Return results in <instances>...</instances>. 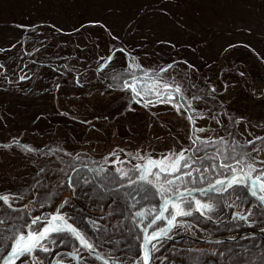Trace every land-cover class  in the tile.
<instances>
[{"label": "rangeland", "instance_id": "374dc122", "mask_svg": "<svg viewBox=\"0 0 264 264\" xmlns=\"http://www.w3.org/2000/svg\"><path fill=\"white\" fill-rule=\"evenodd\" d=\"M26 29L31 35L43 36L47 32L59 30V43L68 45L61 48L60 56L63 59L77 57V62H71L67 64V69H62L67 76L60 77V73L54 72L53 76H56L60 87L58 94L53 87L46 88L51 92H42V81L37 87L29 84L23 90L7 91L4 88L6 85L10 86L9 73H5L7 77L0 76V193L6 194L8 190H12L10 194L22 199L30 196L35 205L38 202L47 209L53 200H47V194L44 193L46 185L48 186L45 182L48 170L44 175L42 164H31L43 162L42 156L45 157L44 162L68 160L69 156L57 153L59 148L43 150L44 133L47 131L48 139H52L55 147L65 145L67 149L76 146L72 143L73 137L77 138V142L87 140L83 138L82 132L92 134L94 139L90 141H98L102 137L101 132L74 118L92 117L93 113L87 105L95 107V113H101L102 120H105L106 115L111 120L114 114H120L115 120L105 124L110 125L107 128L109 132H117L118 139H106L110 145L112 143V149L117 150L111 157L108 156L113 159L111 164L115 168L118 167L116 163L126 160L130 153L136 152L134 150L144 152L143 149L150 148L156 136L166 138L168 136L164 133L167 134L168 131H175L172 134H176V128L181 127L183 122L176 118L179 115L172 104L161 100L142 108L132 106L128 109L120 106L112 111L101 110L111 109L109 106L121 95L114 90L126 89L122 85L124 79L140 71L161 74L155 80L151 79V82L159 79L157 86H143L145 89L160 90L163 84H179L183 98L191 102L195 112L208 115L207 118L197 119L194 124L196 129H204L201 135L206 136V140L212 141V144L206 143L202 147L206 151L202 157H214L218 153L228 156L234 149L236 158L238 153L243 152L241 157L245 160L250 156V160L256 157L255 159L264 161V98H260L264 96V0H0V53L11 49L7 54L13 55L16 61L12 68L14 80L19 75L37 78L40 71L52 70L47 66L40 68L36 63L30 65V60L25 58L26 54L23 57V52L15 45L18 42L13 44L14 40L25 34ZM62 34L70 36L62 38ZM204 42L206 46L203 45ZM115 47H122L126 52H131V55H141L142 57L135 58L140 71H130L125 65L128 58L123 54L113 65V73L109 78L108 74L104 81L102 74L97 77L93 67L99 66L102 59ZM51 56L50 48H44L42 58L52 59ZM117 56L116 51L114 57ZM23 58L25 62L21 60ZM84 62L90 63V68L86 71L87 77L91 78L90 84L78 87L74 83L72 72L86 68ZM240 73H244V76L239 75ZM30 78L23 83H27ZM110 85L113 89L109 88ZM213 88L215 92L212 91ZM75 95H83L84 101L75 100ZM193 96L201 98L193 101ZM185 106L187 107L186 104ZM62 114L65 118L61 119ZM152 116L155 118L152 119ZM240 117H243L242 122H233ZM96 126L103 127V124L99 122ZM170 146L177 147L178 144L176 142V145ZM160 147L161 144L158 149ZM93 151L97 157H107L108 150L102 151L99 145ZM169 155L165 150V156ZM260 166L264 168V163H260ZM246 171L244 168V179L250 185L251 176ZM86 173L87 171H83L85 177L82 180L84 178L88 183ZM260 173L259 170L255 171L256 176ZM39 177L40 180L37 181ZM47 179L50 181V188L54 189L56 180ZM21 181L26 184L17 186ZM96 186L106 196L119 189V183L102 187L96 182L89 189L93 190ZM33 188L35 193L31 192ZM207 188L205 186L202 189ZM246 188L251 189L249 186ZM196 193L202 195L194 192ZM48 195L58 196L57 201L52 204H57L61 198L54 191ZM106 198L103 195V199ZM81 210L85 214L84 208ZM259 227L264 230V226ZM209 235L212 234L200 233L195 238L206 241L207 239H203ZM226 236L232 234L219 237L225 238L223 242H227L229 239ZM254 240L258 247L259 238ZM209 244L207 247L195 244L198 250L191 251L187 260L198 259L201 262L188 264H204L209 258L208 246L218 259L229 258L223 257L224 245L218 240ZM247 245L253 246V243ZM79 246L82 247L80 244ZM248 246L241 248L239 245L235 248L241 255L238 264H264V242H260L257 250ZM208 264L237 263L211 261Z\"/></svg>", "mask_w": 264, "mask_h": 264}, {"label": "flooded vegetation", "instance_id": "af4514ba", "mask_svg": "<svg viewBox=\"0 0 264 264\" xmlns=\"http://www.w3.org/2000/svg\"><path fill=\"white\" fill-rule=\"evenodd\" d=\"M116 51L117 50L110 52L105 57L107 58L111 55V60H106L101 62L99 66L93 67L97 72V77L102 74L103 76L101 78H104V81L108 74L109 78L113 73L112 67L115 62H117L119 57L126 52L125 50L117 51L118 56L115 58L114 54ZM50 54L53 55L51 56L52 63L49 64L42 62L43 55H38V61L36 62L33 60L32 63H36L40 66V68L47 66L50 69L55 70L56 73H60V77H63L67 76V73H63L62 69L64 67L67 69V64H70L71 62H77V57L72 56L73 59L68 57L63 59L62 56H60V53L50 51ZM104 59H102V61ZM15 62L16 61H14V63ZM84 63L86 68L78 72H72L74 83L75 85L77 84L78 87H86L90 84L89 81L91 78L87 77L86 74V71L90 68V63ZM125 65L132 72L140 71L137 67L128 66L127 62H125ZM120 70H122V66ZM148 77L149 80H151L152 77L150 78L148 73L140 71V73L132 74L126 78L125 81L136 84L138 91L141 92V96L137 97L135 93H133L126 87L125 83H123L122 85L126 89H122L121 91L114 90L121 93V95L117 94L120 97H118L114 103L109 106L111 109L101 110L104 112L112 111L114 108L120 106H125L128 109H131L132 106H139L142 108L145 106L144 102L160 100L156 99L157 96L150 99L144 98L155 94H150L148 92L149 89H145L143 86H157V82L159 81V79H157L154 82H146ZM29 78L30 77L24 80H28ZM67 78L69 79V77ZM57 84L59 83L54 84L53 87L55 92H57L60 88ZM109 88L113 89L112 85H110ZM20 89H22L21 86ZM80 99V102L84 101L83 95H75V100ZM136 100H140L141 102L136 103ZM179 102L182 103L181 98ZM87 106L93 113L92 117L81 119L74 116V118L81 123L91 126L98 132H101L102 137L99 138L98 141H90L94 139V137L91 136L92 134L90 135L88 132H82L83 138L87 140L77 142V138L73 137L72 143H75L76 146L70 149H67L65 145L61 148L60 146L55 147L52 140L45 138L44 140L46 141L43 145V150L59 148L57 153L69 156L68 160L63 161L60 159L54 162H44L45 157L42 156L43 162L31 164V166H39L42 164L44 175L48 170V175H45V182L48 183V186L46 185V189L44 190V193L47 194L46 199H53L52 203L57 201V195H48L54 191L61 196L59 202L57 204L51 203L47 206V209H45V207L38 202L35 205L33 198L30 196L22 199L17 195L10 194L12 190H8L6 194L0 193V195H9V204L11 205L9 206V204H4L0 201V257H6L7 253L11 251V245L14 242V237L19 235L21 231H25V225L30 224L32 219L36 217L41 218L40 221L37 224L32 225L31 228V231H39L45 226V224H47L51 216L59 210V212L65 216L69 224H73V226L86 236L90 243L94 244V247L92 248L93 251L98 252L108 259L102 260L93 255V253L89 252L86 248L80 247L78 240L70 233L62 232L52 234L45 242L46 246L50 248L49 252L45 253L37 250L33 254L29 255L27 259L21 257L20 259L15 260V264H105V262H108L109 260H112L117 264H143V250L145 251L143 247L144 229L147 228L148 235H151L154 231L167 228V219L170 217L168 212H165V219L158 220L155 224H152L151 227H148L152 218L160 214V210L164 204L163 197L159 191V186L163 184V178L157 180L156 177L150 176L149 179L153 181L154 185L150 186L139 179L141 173L136 170V166L146 165L149 159H162L165 157V150H167V153L171 154L178 153L182 149H187L188 151L186 152V156L191 157L189 163L195 161L193 168L199 169V171L192 172L193 178L203 176V180L196 179L194 182H189V178L184 177L183 183L177 182V184L171 186L174 189L179 187L181 190H183L184 187L189 189L203 188L205 186L209 187L210 184H214L218 179L227 178L230 180L232 173L229 169L220 167L219 165L221 162L230 163L233 167H237L235 160L225 159L226 155H214V157H211L210 155L208 157H202V155L206 153L205 149L202 148L206 143L197 141L193 144L194 137L199 136L201 140L207 141L209 144H212V141L208 139L206 140L207 137L202 136L201 132L193 130V127H196L193 125V122H190L187 119V115L194 116V123L196 122V119H201L200 117L207 118L208 115H195L192 110L189 109L187 115H181V113H178L179 116L176 118H178V121L183 122V126L176 128V131H178L176 134H172L175 131H168L167 134L164 133V135L168 136L166 138L161 135L156 136L155 139L152 140L150 148L143 149L142 151L144 152L134 150L136 152L130 153L126 159L127 161L123 159L119 163H116V165L118 164V167L115 168L111 164V160L113 159H109L108 156L110 155L111 157L113 152H116L117 150H113L112 148L114 147H112V143L110 145L106 139H108V137H111L110 140L118 139L117 132H109L107 128H109L110 125L105 126V124L111 120H115L120 114L117 112L113 115L111 120H109L106 115L104 118L105 120H102L100 117L101 113H95V107L90 105ZM197 116H199V118ZM151 118L154 119L155 116H152ZM99 122L103 124V127L96 126ZM187 127L189 128L188 131ZM178 136L179 139H177ZM176 142L178 144L177 147L170 146V144L176 145ZM160 144L161 147L158 149ZM98 145L102 151L108 150V153H106L108 158L104 156L106 157L104 159L102 155H99L98 157L96 156L93 148H96ZM239 154L240 153H238L237 158H240ZM228 157H234L233 151L229 152ZM114 158H116L117 162L119 161L117 157ZM213 165H216V167H213ZM240 167H244L247 170L246 174L247 172L249 173L250 170L248 171V168L245 167L243 163ZM83 171H87L86 174L89 179L88 183L85 182L84 178L82 180V177H85ZM184 171H192V169H185ZM124 172L128 173L126 177L122 175ZM238 175H240L241 179H244L243 173H238ZM69 176L73 178L74 187H69L67 184ZM249 176H251V181L256 179L255 172H252ZM47 178L56 180L57 184L54 189L50 188V181ZM168 178L172 179L171 176ZM39 180L40 177L37 181ZM261 180H264V176H261ZM95 182L102 187L109 186L110 183H119V189L116 193H111L109 196H106L102 189H99L97 186L93 190L89 189L90 185ZM24 184H26V182L21 181V183L17 186ZM255 184L258 189L260 181L257 180ZM165 187L167 188L169 186L165 185ZM75 188L81 191L74 192ZM31 192L35 193V188H33ZM62 193L67 195L62 196ZM262 194L264 195V193L258 192L256 197L252 196L251 189L247 190L245 185L234 186L233 188L228 189L227 192L216 193L206 191L205 193H202V195L193 193L192 197L187 198L188 200L193 201V215L177 217V225L171 227L167 231L166 236L158 240H154L148 245L150 249L149 262H151V264H188V262H201L198 259L187 260V255L191 251H197V245L207 247V245H210L209 243H213L218 240L219 243L224 245L222 252L223 257L229 258L218 259L211 247L208 246L209 258H207L204 262H236L238 264V262H240V259L238 258H240L241 255L235 249L237 246L240 245V247L243 248L244 245L248 246L247 244L253 243V246L249 245L248 247H253V250H257L260 242L262 241L261 237H263L262 233L264 230L259 231L258 234L255 233L257 230L256 224L263 223L262 226H264V219L261 218L264 217V212L262 211L264 209V202L262 203L257 199V197ZM75 195H79L78 199L74 198ZM103 195L107 197L106 200L103 199ZM117 198H119V200H117ZM195 199H199L204 203H212L216 207L212 212H207L205 215H201L199 212L197 213L194 210ZM86 203L89 204V208L88 210L85 209V214H83L81 209L84 206L81 205ZM138 211L144 212L145 216L137 217L135 213ZM114 212H119V214L123 216L120 218V222L123 218L125 219L121 223L119 221H114L116 218V214H114ZM237 213L247 217V219H234V216ZM111 220L113 222L112 224ZM121 224L123 231L117 232L115 229L118 230ZM114 232H116V237H111V234H114ZM200 233L212 235H209L206 238L203 237V240L207 239L206 241H200L195 238ZM230 233L232 236H226V239H229L227 242H223L225 238L219 237L220 235H227ZM60 234L67 235L69 247L63 246L62 242L59 241ZM214 237L217 238L212 240ZM254 238H259L258 247L255 244ZM230 240H233V246H231ZM227 243H229V246ZM153 245H155V248H153ZM190 246H192V248ZM88 257H90V259ZM1 262H3L2 259H0V264Z\"/></svg>", "mask_w": 264, "mask_h": 264}, {"label": "snow or ice", "instance_id": "6c2138e0", "mask_svg": "<svg viewBox=\"0 0 264 264\" xmlns=\"http://www.w3.org/2000/svg\"><path fill=\"white\" fill-rule=\"evenodd\" d=\"M118 51H123V49H119ZM109 60L112 59L111 56L108 57ZM2 67V66H0ZM168 67H171L169 65ZM161 71H167V69H161ZM239 75L244 76V73H240ZM27 77L21 76L20 79H26ZM135 79V78H133ZM126 87L129 88L137 97L141 96V92L138 91L135 83H129L128 81L124 82ZM164 92L160 90H153L149 89L148 92L150 94H155L161 102H167L172 104V106L176 109L178 113L183 112L187 115L188 110L191 109L193 113H195V109L192 108V104L190 101H187L186 98H183L182 88L179 84H164L163 85ZM215 92V88L212 89ZM167 93L165 95L164 93ZM180 98L184 99V103H180ZM201 97L193 96L192 100L200 99ZM260 98H264L261 96ZM173 101H177L173 103ZM140 100H136V103H140ZM151 101L146 102L145 106H148ZM185 104L187 107H185ZM203 118V117H200ZM187 119L190 122L194 123V116L187 115ZM243 121V117L233 120L234 123H240ZM194 131L203 132V128L193 129ZM260 139V138H258ZM197 141L201 143H207V141L201 140L199 136L194 137L193 144ZM252 143V141H249ZM31 151V149H28ZM187 149H182L178 153H171L169 156H165L159 160L149 159L146 165H137L136 170L139 171L141 174L139 179L150 186L153 185V181L149 179L150 176H154L157 180L163 178V184L159 186L160 194L163 197L164 204L162 209L160 210V214L153 217L148 227H151L152 224H155L156 221L165 219L164 213L168 212L169 217L167 219V228L159 229L158 231H154L151 235H148L147 228L144 229V244L143 247L147 248V245L151 244L152 241L158 240L167 235V231L177 225V217H185L193 215V201L188 200V197H192L194 192L204 193L205 190L202 188H187L184 187L181 190L179 187L175 189L172 188V185L177 184V182L183 183V178H189V182H194L196 179L203 180V176L193 178L192 172L199 171V169L193 168V164L189 163L191 157L186 156ZM234 151V149H233ZM219 155V153H218ZM225 159H233L235 160V164L237 167H233L230 163L221 162L219 165L222 168H227L231 171L232 176L231 179H218L215 181L214 184H210L208 190L211 192H227L228 189L233 188L234 186L238 185H246L251 188V195L256 197L259 193H264V180H261V176H264V172H261L260 175L256 176V180L260 181L259 188L257 189V185L255 183H251L250 185L247 184L245 179H241L238 173H243L244 168L240 167L243 163L245 167H247L250 171L247 175H251L252 172L256 171V164L254 161H247L244 157L236 158V157H228L226 156ZM260 163H264L261 161ZM216 167V165H213ZM154 169V171H153ZM185 169H192V171H184ZM119 171V170H118ZM123 176H127L128 173H122ZM171 176L172 179L168 177ZM134 183V182H133ZM67 184L69 187H74L73 178L71 176L68 177ZM168 185L169 187H165ZM259 199L264 201V195H259ZM10 197L9 195H0V201L4 204H9ZM195 204V211L199 212L201 215H205L207 212H212L215 209V205L212 203H204L199 199L194 200ZM9 206H11L9 204ZM171 209V211H170ZM187 209V210H186ZM135 215L137 217H144V212H136ZM40 217H36L32 219L30 224L25 225V231H21L19 235L14 237V242L11 245V251L7 253L6 257H0L3 260V264H15V260L24 257L27 259L29 255L33 254L37 250L43 251L45 253L50 251V248L46 246L45 242L49 239V237L56 233L67 232L70 233L73 237H75L79 244L87 249H92L94 244L90 243L86 236L79 231L73 224H69L63 214L57 210V213L53 214L51 218L48 220L47 224L39 230V231H31L32 225L37 224L40 221ZM234 219L239 220H246L247 217L240 215L237 213L234 216ZM55 242V241H53ZM155 248V245H153ZM150 260V250H146L143 254V264H149ZM107 264V262H105Z\"/></svg>", "mask_w": 264, "mask_h": 264}, {"label": "trees", "instance_id": "16d2710c", "mask_svg": "<svg viewBox=\"0 0 264 264\" xmlns=\"http://www.w3.org/2000/svg\"><path fill=\"white\" fill-rule=\"evenodd\" d=\"M59 32H60L59 30H56V31H53V32H47V34L45 36H43V34L31 35L26 29L25 34H23L20 37V39L14 40L13 44L15 42H18L15 45L19 46V48H20L19 51L23 52V54H24L23 57H25V54H26L27 57H25V58H28L30 60L29 64L30 65H35V64L32 63V61L33 60L36 61V62L38 61L37 56L38 55H43V49L44 48L49 47L51 52H56V53H60L61 54V48L68 47V45H66V44L65 45H61L59 43V41L61 39L60 34H58ZM69 34L72 35L71 33H69ZM69 34H62V35H64L62 38L67 37V35H69ZM73 34H75V33H73ZM203 45L206 46L207 45L206 42H204ZM11 46H12V43H11ZM73 49H76V47L73 46ZM10 50L11 49H5L2 53H0V57L3 58L2 60L0 59V66H2V67H0V76L4 77L6 72L9 73L8 82H9L10 86L6 85V87L4 89L7 90V91H10L12 89L14 91H17V90H20V86H21L22 87L21 90H23V88H28L29 84L30 85H34L35 87H37L39 85V82L42 81V85L40 86V89L42 90V92H51L50 90H48L46 88L54 87V84L58 83L56 81V76H53L54 72H56V71L55 70H50V71L42 70V71H40V74L39 73L37 74L39 77H37V78L36 77H31L30 80L27 83H23L26 80H24V79L21 80L20 79V75L17 77V80H14V78L12 77V68H13V65H14L13 57L14 56L13 55L9 56L7 54ZM42 59H43L42 62L52 63V59H49V57L42 58ZM21 60L25 62L24 58L21 59ZM148 74H149L150 78L152 77L151 79H154V80H155V78H157L158 75H161V74H156V73H151V72H149ZM130 75H128V77ZM128 77H126V78H128ZM32 78H35V79H32ZM126 78L124 80H126ZM149 81H151V80H149V77H148L146 82H149ZM124 82L125 81H123V83ZM27 90H29V89H27ZM53 90H54V88H53ZM52 93H53V91H52ZM53 103H55V100H53ZM31 113H33V116H34V112L31 111ZM180 113H181V115H184L183 110H181ZM63 116L64 115L62 114V116H60V118L62 119ZM45 138H48V131L44 133V139ZM45 141H44V143H45ZM44 143H43V145H44ZM78 191H81V190L75 188L74 192H78ZM78 196L79 195H75L74 198L78 199ZM81 199H82V197H81ZM117 200H119V198H117ZM88 205L89 204L86 203V204H82L81 206H84L83 207L84 210L85 209L88 210V208H89ZM106 209H107V207H106ZM114 214H116V216H115L116 218L119 217L118 221L120 222V218L123 217V216L121 214H119V212H114ZM124 219L125 218H123L122 221ZM103 223H105V222H103ZM115 230H117V229H115ZM118 231H121V232L123 231L122 224H121V226H119V229L117 230V232ZM111 235H112L111 237H116V232H114V234L112 233ZM67 238L68 237L65 234H60L59 235V241L62 242V245L65 246V247H69L68 246V242H67ZM88 258L90 259V257H88ZM203 263L204 264H208V262H203Z\"/></svg>", "mask_w": 264, "mask_h": 264}, {"label": "water", "instance_id": "95a60500", "mask_svg": "<svg viewBox=\"0 0 264 264\" xmlns=\"http://www.w3.org/2000/svg\"><path fill=\"white\" fill-rule=\"evenodd\" d=\"M86 249H87V248H86ZM144 249H145V251H146V250H150L149 247H148V245H147V248L144 247ZM87 250H88L89 252L93 253V255L99 257V258L102 259V260H107V259H108L107 257H105V256H103V255H101V254H99L98 252H94L93 249H87ZM145 251H144V252H145ZM143 254H144V253H143ZM149 261H150V260H149ZM107 263H108V264H117L116 262H114V261H112V260H109ZM1 264H3V262H1ZM149 264H150V262H149Z\"/></svg>", "mask_w": 264, "mask_h": 264}, {"label": "bare ground", "instance_id": "6f19581e", "mask_svg": "<svg viewBox=\"0 0 264 264\" xmlns=\"http://www.w3.org/2000/svg\"><path fill=\"white\" fill-rule=\"evenodd\" d=\"M205 191L209 192L208 188H207V189H205Z\"/></svg>", "mask_w": 264, "mask_h": 264}]
</instances>
